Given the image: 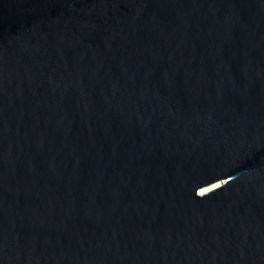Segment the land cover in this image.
Wrapping results in <instances>:
<instances>
[{"label": "water", "instance_id": "water-1", "mask_svg": "<svg viewBox=\"0 0 264 264\" xmlns=\"http://www.w3.org/2000/svg\"><path fill=\"white\" fill-rule=\"evenodd\" d=\"M0 264H264V0H0Z\"/></svg>", "mask_w": 264, "mask_h": 264}]
</instances>
